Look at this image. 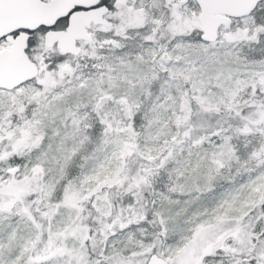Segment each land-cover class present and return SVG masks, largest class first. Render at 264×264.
Segmentation results:
<instances>
[{
	"label": "snow or ice",
	"instance_id": "obj_1",
	"mask_svg": "<svg viewBox=\"0 0 264 264\" xmlns=\"http://www.w3.org/2000/svg\"><path fill=\"white\" fill-rule=\"evenodd\" d=\"M0 264H264V0H0Z\"/></svg>",
	"mask_w": 264,
	"mask_h": 264
}]
</instances>
